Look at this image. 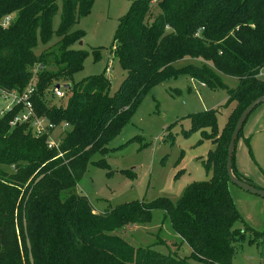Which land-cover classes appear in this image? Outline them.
<instances>
[{
    "label": "trees",
    "instance_id": "1",
    "mask_svg": "<svg viewBox=\"0 0 264 264\" xmlns=\"http://www.w3.org/2000/svg\"><path fill=\"white\" fill-rule=\"evenodd\" d=\"M58 1L0 0V18L14 15L8 26H0V91L24 94L31 89L37 116L68 124L58 149L48 148L46 135H34L28 123L10 124L22 104L0 115V264H231L246 232L254 233L257 242L264 237L240 215L226 172L235 122L253 99L264 96L259 76L264 0H132L114 34V54L125 76L111 95L103 74L73 79L87 54L72 47L83 34L73 26L91 11L94 0ZM54 36L57 40L47 45ZM39 42L47 46L37 51ZM186 59L193 61L176 64ZM222 74L237 78L238 85L228 87ZM181 75L225 89L233 102L220 133L214 110L191 118L192 129H212L213 146L204 161L210 177L188 184L176 202L135 199L97 212L77 192L91 156L108 150L148 89ZM58 83L70 84L62 87L65 102L53 100ZM232 170L250 183L238 174L234 152ZM155 209L164 211L175 245L186 244L188 254L137 247L116 233L127 224L148 222Z\"/></svg>",
    "mask_w": 264,
    "mask_h": 264
},
{
    "label": "rangeland",
    "instance_id": "2",
    "mask_svg": "<svg viewBox=\"0 0 264 264\" xmlns=\"http://www.w3.org/2000/svg\"><path fill=\"white\" fill-rule=\"evenodd\" d=\"M131 2L94 0L91 11L82 15L73 26V29L82 30L83 34L72 47L87 51L82 69L73 75L75 81L103 74L110 81V95L120 86L125 72L114 54V34ZM155 6L152 7L154 12ZM60 18L59 10L53 17L54 28L58 27ZM56 40L54 36L47 45ZM47 45L39 42L36 50L40 51ZM188 61L193 60H181L176 64ZM221 76L230 88H235L239 83L235 77ZM259 76L264 80V68ZM47 94L46 97H50ZM53 100L65 102V97H54ZM232 106L233 102H228L225 89L209 88L187 75L156 83L141 98L120 133L106 145L108 150L91 156L77 184V192L84 195L97 212H105L119 203L135 199L151 201L164 197L176 202L188 184L210 177L204 161L213 146L210 136L212 129L209 126L192 129V116L214 110L220 133ZM258 107L261 108L248 116L242 135L236 141L234 164L238 174L247 178L252 185L264 189V113L257 123H253L257 111L264 108V103ZM29 127L33 132V128ZM250 128H253V132L247 134ZM58 131L56 129L53 133L57 136ZM228 186L244 221L251 227L264 228V198L232 182ZM235 226L242 227V224L237 222ZM116 233L137 247L150 245L164 253H189L186 244L180 247L175 245L176 235L162 209L153 210L148 222L127 224ZM255 239L257 236L254 233L246 232L243 240L236 245L232 264H264L261 248Z\"/></svg>",
    "mask_w": 264,
    "mask_h": 264
},
{
    "label": "built area",
    "instance_id": "3",
    "mask_svg": "<svg viewBox=\"0 0 264 264\" xmlns=\"http://www.w3.org/2000/svg\"><path fill=\"white\" fill-rule=\"evenodd\" d=\"M14 19L13 13L5 14L0 18V26L6 27L8 26L12 20ZM29 92H31V89L27 91V93L24 94H18L14 91H0V114L2 115L7 110L11 109L12 106L16 104H22L23 105V111L14 117L12 121H10L11 125H14L17 122H26L28 123L32 128L33 132L36 136L40 135H46V145L48 148H56L58 149V142H59V135L60 132L63 131L65 128L68 127V124L66 122L55 125L54 123L47 120L45 117H39L34 113L32 103L29 99ZM53 94L56 97H63L64 91L62 86L60 87H53L52 89ZM56 129H58L57 136L53 133ZM61 154V153H60ZM59 154V155H60Z\"/></svg>",
    "mask_w": 264,
    "mask_h": 264
},
{
    "label": "water",
    "instance_id": "4",
    "mask_svg": "<svg viewBox=\"0 0 264 264\" xmlns=\"http://www.w3.org/2000/svg\"><path fill=\"white\" fill-rule=\"evenodd\" d=\"M60 85L63 88H70V84H56V87H60ZM264 103V96H258L255 99H253L240 113L239 117L237 118L235 122V126L233 128V131L230 136L229 144L227 147V156H226V172L229 178V181L236 184L238 187L249 191L250 193L257 194L259 196L264 197V189L257 187L255 185H252L242 179H239L232 170V156L236 144V140L238 137V134L243 127L244 122L246 121L249 114L260 104ZM1 234V230H0Z\"/></svg>",
    "mask_w": 264,
    "mask_h": 264
},
{
    "label": "crops",
    "instance_id": "5",
    "mask_svg": "<svg viewBox=\"0 0 264 264\" xmlns=\"http://www.w3.org/2000/svg\"><path fill=\"white\" fill-rule=\"evenodd\" d=\"M263 73V72H262ZM204 85V84H203ZM258 108H261V107H257L256 109H255V111L258 109ZM258 113H256V115H255V117H254V119H253V123L255 122V123H257V120L260 118V117H262V115H263V113H264V108L263 109H261L260 111H257ZM253 114V113H252ZM251 114V115H252ZM257 127V126H256ZM255 129V128H254ZM253 132V128L251 129H247V134H249V133H252ZM264 187V186H263ZM264 198V197H263ZM261 204H263V202L261 203ZM253 228H255V229H257V230H259V231H261V232H264V228H262V227H260V228H257V227H253ZM176 238V237H175ZM175 240V239H174ZM177 241V240H176ZM258 246H260V248H261V253H260V255L262 256V257H264V237L262 238V240L261 241H258L257 243H256ZM232 264V263H231Z\"/></svg>",
    "mask_w": 264,
    "mask_h": 264
}]
</instances>
